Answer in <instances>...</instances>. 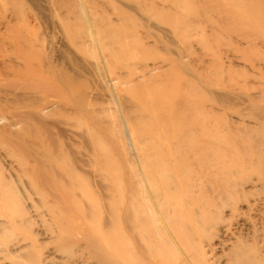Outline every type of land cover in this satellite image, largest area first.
<instances>
[{"label":"bare ground","instance_id":"6f19581e","mask_svg":"<svg viewBox=\"0 0 264 264\" xmlns=\"http://www.w3.org/2000/svg\"><path fill=\"white\" fill-rule=\"evenodd\" d=\"M37 1L0 0V149L15 166L9 168L6 178L0 171V262L264 264V226H259L264 216L248 215L264 205V153L260 151L264 147V78L246 74L234 80L237 74L228 68L226 81L232 89L245 91L237 97L247 103L250 112L245 117L252 126L242 127L241 139L256 148L250 150L260 164L253 165L257 161L249 160L248 150L236 141L240 156L251 165L238 164L229 147L221 156L230 162L220 165L213 160L219 154L218 140L232 136L228 126L226 131L220 130L208 116L212 107L145 99L150 86L171 92L176 77L188 72L185 60L191 52L172 41H161L163 29L144 25L152 18L172 27L178 19L171 10L149 1L146 4L147 0H125L124 10L130 15H118L115 21L100 17L98 25L85 0H44L56 11L50 19L55 35L45 40L33 34L18 11L24 2L32 10ZM210 1L197 0L195 5ZM239 2L221 1L230 5ZM244 3L245 15L229 8V14L222 10L214 19L209 16L217 7L211 6L202 12L208 14L205 25L222 28L239 41L255 39L264 49V0ZM110 11L119 13L116 7ZM134 11L140 20L133 18ZM191 14L194 22L199 21L201 11ZM251 15L258 20L252 21ZM112 27L130 32L119 34ZM172 30L182 44L187 41L181 26ZM213 36V31L202 36L199 47L217 44L219 40ZM151 38L153 45L162 42L166 48L172 45L171 50L158 63L133 72V54L151 53L153 45H141ZM224 48L222 54L215 49L218 57L249 54L239 47L224 44ZM61 49L63 53L68 49L70 56L64 60L60 55L53 65L52 54L61 53ZM220 62L213 59L208 67L217 73L214 87L225 88L228 84L221 83ZM252 64L264 65V58ZM160 65L166 70L151 74ZM105 73L107 78L113 75L116 86H123L130 99L116 98V102L121 107V122L135 136L130 150L133 163H126L113 111L107 106L110 102L89 92L102 89L99 82ZM135 77L140 80L133 83ZM191 80L205 86L199 76ZM255 81L257 84L249 85ZM178 83L187 86L182 79ZM249 91L255 95H245ZM185 93L197 97L190 90ZM216 95L217 104L227 99ZM134 100L155 111V118L141 115ZM166 110L169 115L164 114ZM140 122H145L147 133L138 130ZM256 131L260 135L254 138ZM252 171L257 173L255 178L247 176ZM257 185L259 189L254 190ZM248 196L256 198L245 202L247 212H239L238 202ZM224 207L231 209L227 218L222 215ZM256 220H260L258 228L253 224ZM232 223L246 231L244 236L235 237ZM226 243L230 250L224 254Z\"/></svg>","mask_w":264,"mask_h":264},{"label":"rangeland","instance_id":"374dc122","mask_svg":"<svg viewBox=\"0 0 264 264\" xmlns=\"http://www.w3.org/2000/svg\"><path fill=\"white\" fill-rule=\"evenodd\" d=\"M148 1L152 2L153 3L152 5H156L157 7L162 8L163 10H166V9L171 10L170 12L172 14H175V17L178 20H176L175 24L173 23L174 25H172V27L162 25V24H160L159 21L153 20L152 18L150 19L149 23H144V25H146L147 27H151L154 25L158 29H163L162 31L164 32V34H163V36L160 35L161 41H165V43H167L168 40L172 41L174 45L180 46V47L186 49V51L188 53H190V52L191 53L189 54L190 58H188V59L185 58L186 60L184 59L185 63L189 64L188 72H187V74H182V75L180 74V75H178V77H176L177 82L171 87L172 91L170 92L169 89L166 87H160V86L159 87H155V86L151 87L149 85L150 88L148 89V91L145 95V99L151 100L152 98H156L159 101H163L166 104L168 102H174L177 100L178 101L181 100V101H185V102H197L207 109L209 107H212L213 109L208 116L213 117L216 120L220 130L225 129V131H226V128L228 126L227 129L231 132L230 135L232 136V138H230L228 136L227 137L222 136L221 137L222 141L218 140L219 146L222 145L221 148L223 146H226V145L227 146H226V148L223 147V149H221L218 146L217 150H218L219 154L218 155L215 154V156H213V158H214L213 160L215 162L217 161L216 163H219L220 165H222L223 163L225 164V163L230 162L228 158L221 156V155H223L222 153L226 152V150L227 151L230 150V151H232L231 154H233L236 157V160H238V164H240V162H241V164L243 163V166H246V167L248 165H251L250 162L247 163L242 159V157L240 156V154L242 153V150L239 147H237V145H238L237 142H239L240 145H242V149H245V152L248 150L249 155H248V157L247 156L246 157L249 160L250 159L252 161L258 160L256 157H254L255 154H253L251 152V150L254 151L256 148L253 145L248 146V144H246L245 142L243 143V140L241 139L242 138L241 132L243 129L242 127L252 126V124H248L249 120L245 117V114L248 115L250 113L249 110H247V108H246L247 103L243 102V100L241 98L237 97V95H239V94H244L245 91L243 92V91L239 90V88L236 89V87H234V89L231 88L230 83H228V81H226L229 78V75L227 74V70L229 68V69H232L233 71L236 72L235 74H237V76L233 78L234 80H236V78L237 79L239 78V80H241L245 77L244 75H246V74L254 75L256 78H259L260 76L264 78V65L252 64V63L256 62V60L259 61V60L264 58V49L260 47L259 42L255 41V39H251V40H247V41H244V40L239 41L240 39L236 35L230 36L226 31H223L222 28L217 27L216 29H212V26L205 25L206 24L205 19H208L207 18L208 14L205 13V15H203L204 11H206L211 6H213L214 9H215V7H217V10L216 11L214 10V12L211 13V15L209 16V18H212V19H214L215 17H219L217 12L223 13L222 10L228 11V14H229V11H230L229 8H233L237 12L240 11V13L242 15H245V13H247V11L245 9L246 3H244V0H241V2H239V3H236V4L232 3V5H230V4H223V3H221V1L227 2V1H231V0H212L210 2H205V5H203V6L199 5L197 7L195 5V1H197V0H147L146 4L149 3ZM46 2H47V0H46ZM46 2L44 0H38L35 4V7H32L33 8L32 10H29V8L31 6L24 2V6L21 8V10H18V11L22 12L24 17L26 18L25 19L26 23L28 24L29 28L33 29V34L35 36L42 38V39H45V40H49L52 36L55 35L54 29H52L50 26V19H52L51 15H53V13H55L56 11L51 4H47ZM73 2L76 3V0H73ZM84 2L86 4L87 10L89 11L90 16L91 17L93 16L96 19V24L98 23V25L100 23L97 19H99L100 17H104L106 20L108 19L111 21H115V19L118 17V15L119 16H121V14H129L130 15V13H128V12L126 13V11L124 10V6H123L124 4L123 3H125V0H85ZM112 7L118 8L119 13L117 15L111 14L110 9H112ZM199 11H201V15L199 16V19H198L199 21L194 22V20H193L194 15H192L191 13L194 14V13L199 12ZM202 12H203V14H202ZM7 15L8 14L6 13V16ZM131 15H133V13H131ZM134 15H135V17H133V18H135V19L137 18L138 20L141 19V17H139V13L135 12ZM180 15L182 17H180ZM221 16L223 18L226 17V15H224V16L221 15ZM145 17H143V18H145ZM202 17H203V19H202ZM250 17H251L252 21L258 20L256 15L255 16L251 15ZM182 18H183V21H182ZM203 20L205 21V23ZM103 21H105V20H103ZM13 23L14 22H12V24ZM263 23H264V21H263ZM149 24H150V26H149ZM169 25H171V24H169ZM177 25L181 26L183 31L185 30L184 34H183V32L181 33L182 36L187 39V41L184 44H182L179 41V36L177 34H175L172 30L173 27H175ZM204 26H206V27H204ZM201 27H203V28H201ZM116 28L112 27L111 30L114 29L119 34L130 32V30L125 29V28H122V29L121 28L116 29ZM239 29H241V28H239ZM143 30L146 31V28H144ZM153 31H155V30H153ZM212 31H213L214 36H215V37L213 36V39H218L219 40L218 43L217 44H215V43L210 44L211 41H209V44L211 46H207L204 49L199 47L200 46L198 44L199 39L202 36L210 35ZM237 31L238 30H236V34H237ZM153 42H154V39L151 38L148 41L141 43V45L142 44L153 45ZM224 44L230 45V48H233V47L243 48L249 54H246L247 56L244 54H234L233 55L234 57L230 56V54H227L226 56H224V55L220 56L219 55V57H218V55L215 52L217 50V52L219 51L218 53L222 54L223 50L225 49ZM171 46H168V48H166V45L162 44V42H155V44L153 45V48H154L152 51L153 53L151 52V53H141V54L135 53V54H133V59H132L133 69H132V71L138 72L144 66H149L152 63H154V64L158 63L160 61V57L162 55L166 54L167 50H171L170 49ZM67 51H68V49H67ZM67 51L63 53L62 49H61V53H56V54L53 53L52 54L53 57L51 59L53 65L56 63V61H57L56 59L59 58L60 55L63 56L64 60H66V57L70 56V54H68ZM225 57H226V59H225ZM213 59H217L218 61L219 60L221 61L220 63H221L223 72H222L221 78H220V76H219V78L221 80V83H224L223 85H225L226 83L228 84V85L226 84L227 87L224 86L225 88L214 87L213 83H215V81L213 79H214L215 75H217V73H215L213 71L214 70L213 68L208 67V63L211 62ZM242 59H244V61ZM165 70H166V66L160 65V68L153 71L151 74L158 75V74L164 72ZM122 72L125 73V72H127V70H124ZM112 76H113L112 74H109V77L107 78L106 73H105L103 80H101L99 82V85L102 89H97L96 92H95V90H90L89 92L93 96H96L95 93H99L101 98H103L104 100H107L108 103L110 102L107 106H108V108H110L113 111L112 116H113L114 121L117 124L116 129L118 132V139L120 141L121 147L123 148L122 150H124V157H125L126 163H131V162L133 163L136 161L134 158L132 159V157L130 156V150L135 145V142H136L135 136H134V133L129 132L127 130V128L124 127V122L123 121L121 122L123 115H122L121 110L119 109V108H121L120 105L116 102L117 101L116 98H119L121 100H128V101L130 99H129L128 95L126 94L123 86H118V87L116 86V83H114ZM197 76L202 78V80L204 79V81H205L204 85L205 86L202 87V86L194 84L192 82L191 78L197 77ZM181 79L183 81H185L187 86H185L184 84L178 83V81H180ZM137 80H140L139 77H137V78L135 77V79L133 80V83L136 82ZM209 80H212V81H209ZM201 83H203V81ZM249 83H250L249 85L257 84L256 81H255V83H252V82H249ZM114 85H115V87H114ZM108 89H109V92L107 91ZM189 90H190V92L195 93V95L197 96L196 99H194L193 97H191L190 95H187L185 93V92H189ZM99 94H97V95L99 96ZM209 94H213L214 96L209 98L208 97ZM216 94L220 97H227V99L222 98L223 99L222 103L217 104V102H219V100L215 98ZM219 94H223V95H219ZM246 94L247 95L249 94L251 96L255 95V93L251 92V91L245 93V95ZM229 97H231L233 100H231V98H229ZM133 102H135L137 104L138 109L140 111L139 113L141 115L148 117L149 120L150 119L153 120L155 118V111H153V110L148 111V110L144 109L142 104L137 100H134ZM164 114L169 115L167 110L164 112ZM103 122L107 123L106 121H103ZM138 128H139L138 130L140 131L141 134H143V133L145 134V133H147V131H149L148 128L146 127L145 122H140V124L138 125ZM116 129H115V131H116ZM150 130H151V128H150ZM170 130H171V128H170ZM239 131H241V132H239ZM220 133L221 132H219V134ZM252 135L255 138L256 136L260 135V133L258 131H256V133H253ZM263 139H264V137H263ZM228 147H229V150H228ZM261 148H262V150H261ZM263 148L264 147H260V151L261 152L263 151V153H264ZM240 150H241V152H240ZM3 151H4L3 149H0V171L2 172V175L5 176V178H6L7 174H9V168L15 169V166H14V164L11 163L6 152H3ZM235 157H234V159H235ZM252 157L254 160L252 159ZM254 164H260V162L257 161V163H253V165ZM263 169H264V167H263ZM255 175L257 176V173L254 171L249 172L247 174V176L251 177V178L252 177L255 178ZM262 185H264V184H262ZM262 187H263V189H261V191L264 194V186H262ZM253 189L258 190L259 189L258 185ZM255 198H256L255 196H248L246 198H241L242 202H238V206H239L238 209H241V211L239 210V212H244V213L247 212V210H245V208H244L245 202L254 200ZM25 206H26V204H25ZM221 211H222V215L225 218H227L231 215L230 207H224ZM259 213L264 216V205H259L257 208L250 211L248 213V215L249 216L251 215V217H253V216L257 217L258 216L257 214H259ZM259 221L260 220H256V222L254 221L255 223L253 222V224H255L257 226ZM260 223L261 224H259V226H264L263 220ZM250 225H252V224H250ZM259 226H257V228ZM232 227H234L233 229L235 230L234 231L235 237H238L241 235L244 236L243 234L246 233L245 230H242L240 228H235L233 223H232ZM247 227L249 228V226H247ZM233 229H232V231H233ZM238 229H240V231ZM239 232H240V234H238ZM242 232H244V233H242ZM226 244L223 246L224 254H227L230 250V243H226ZM0 264H5V263L0 262Z\"/></svg>","mask_w":264,"mask_h":264}]
</instances>
